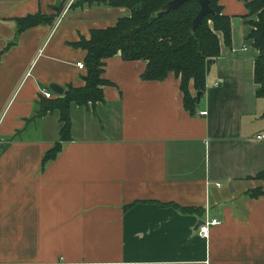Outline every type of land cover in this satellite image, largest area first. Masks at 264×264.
I'll return each mask as SVG.
<instances>
[{
	"label": "crops",
	"instance_id": "obj_1",
	"mask_svg": "<svg viewBox=\"0 0 264 264\" xmlns=\"http://www.w3.org/2000/svg\"><path fill=\"white\" fill-rule=\"evenodd\" d=\"M75 2L0 0V263L264 264V198L248 196L264 187V98L243 2L219 0L231 44L219 35L194 114L173 74L143 80L146 62L116 55L103 101L71 105L70 140L44 162L62 122L36 116L42 91L82 86L86 51L72 43L130 15ZM59 5L52 25L16 34L17 18ZM208 217L220 223L204 238Z\"/></svg>",
	"mask_w": 264,
	"mask_h": 264
},
{
	"label": "trees",
	"instance_id": "obj_2",
	"mask_svg": "<svg viewBox=\"0 0 264 264\" xmlns=\"http://www.w3.org/2000/svg\"><path fill=\"white\" fill-rule=\"evenodd\" d=\"M168 1L170 0H76L75 4L88 6L96 4L124 7L130 10V15L118 19L113 26L92 29L89 39L81 38L72 43L74 47L86 51L84 68L81 69L86 70L82 77L84 84L77 87L67 85L61 95L52 91V98L42 95L36 116L42 117L47 112L57 110L62 122L59 139L45 152L44 162L57 155L62 142L70 140L71 105L94 106L103 101V87L109 84L102 77L103 66L106 59L116 55L123 60L146 62L141 75L143 80L161 81L173 74L179 80L185 109L195 113L197 99L190 93V85L196 92L203 93L206 72L220 54L219 35H222L226 45L231 44L230 17L223 13L219 0H209L213 12L206 13L192 30V21L200 10L198 0H187L177 8L157 15L160 7ZM239 1L243 2L247 10L245 17L251 27L247 38L258 49L254 60L256 97L264 98V0ZM61 7L56 6L51 14L37 12L17 18L16 34L36 25H52L60 16ZM254 178L264 181V171ZM248 196L264 198V187L251 189ZM178 208L183 212L196 211L191 207Z\"/></svg>",
	"mask_w": 264,
	"mask_h": 264
},
{
	"label": "water",
	"instance_id": "obj_3",
	"mask_svg": "<svg viewBox=\"0 0 264 264\" xmlns=\"http://www.w3.org/2000/svg\"><path fill=\"white\" fill-rule=\"evenodd\" d=\"M185 1L187 0H170L160 7L157 15H161L169 11L170 9L177 8L180 4L184 3ZM198 2L200 4V10L198 11V13L196 14V16L194 17L192 21V26H191L192 30H194L195 27L202 21L206 13L213 12V10L209 6V0H198ZM50 89L54 93L59 94V95H61L64 91L62 87H60L58 84H55V83L50 84ZM201 94H202L201 92L196 93L197 103L200 100Z\"/></svg>",
	"mask_w": 264,
	"mask_h": 264
},
{
	"label": "built area",
	"instance_id": "obj_4",
	"mask_svg": "<svg viewBox=\"0 0 264 264\" xmlns=\"http://www.w3.org/2000/svg\"><path fill=\"white\" fill-rule=\"evenodd\" d=\"M69 6V4H68ZM77 67L79 69H83V63L78 62L76 63ZM42 95L46 98H52V93L49 90H43L42 91ZM199 116H204L206 115V111L205 110H200L197 112ZM258 139H263L264 138V134L262 135H258L257 136ZM216 186H220V183H216ZM220 223V220L217 218H206L205 220H203L199 226V233L202 237L206 238L209 235V231H210V227L217 225ZM0 264H4V263H0ZM6 264H28V263H6Z\"/></svg>",
	"mask_w": 264,
	"mask_h": 264
},
{
	"label": "rangeland",
	"instance_id": "obj_5",
	"mask_svg": "<svg viewBox=\"0 0 264 264\" xmlns=\"http://www.w3.org/2000/svg\"><path fill=\"white\" fill-rule=\"evenodd\" d=\"M228 183H223V189L225 190L227 188Z\"/></svg>",
	"mask_w": 264,
	"mask_h": 264
}]
</instances>
